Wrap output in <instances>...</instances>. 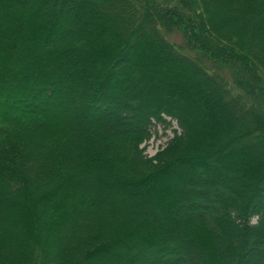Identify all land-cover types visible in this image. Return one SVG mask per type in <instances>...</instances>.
<instances>
[{
	"label": "trees",
	"instance_id": "16d2710c",
	"mask_svg": "<svg viewBox=\"0 0 264 264\" xmlns=\"http://www.w3.org/2000/svg\"><path fill=\"white\" fill-rule=\"evenodd\" d=\"M111 260L264 264V0H0V264Z\"/></svg>",
	"mask_w": 264,
	"mask_h": 264
},
{
	"label": "rangeland",
	"instance_id": "374dc122",
	"mask_svg": "<svg viewBox=\"0 0 264 264\" xmlns=\"http://www.w3.org/2000/svg\"><path fill=\"white\" fill-rule=\"evenodd\" d=\"M69 25H67V23H65L64 27H68ZM77 26V27H76ZM73 37L77 40H81V35L79 34L80 31V25L79 23H75L73 26ZM174 41L176 43H180V40L178 38H173ZM56 44L50 43L49 46L54 48ZM136 68V67H135ZM133 77V76H132ZM130 81L135 82L133 79H130ZM137 84H140L141 81L137 80L136 82ZM80 120V119H79ZM81 121V120H80ZM82 122V121H81ZM90 124L92 126H96L94 124V122H92L90 120ZM172 128L177 129V124L173 123L171 128L168 129H164L162 128V126L158 127V129L156 128V133L153 134V136L151 137V139L149 141H147L146 143H144L142 145V147H144V153L149 156L152 157L154 156L160 149H162V147L164 146L165 142L172 136ZM106 264H112V260L106 262Z\"/></svg>",
	"mask_w": 264,
	"mask_h": 264
},
{
	"label": "bare ground",
	"instance_id": "6f19581e",
	"mask_svg": "<svg viewBox=\"0 0 264 264\" xmlns=\"http://www.w3.org/2000/svg\"><path fill=\"white\" fill-rule=\"evenodd\" d=\"M121 69V68H120Z\"/></svg>",
	"mask_w": 264,
	"mask_h": 264
}]
</instances>
